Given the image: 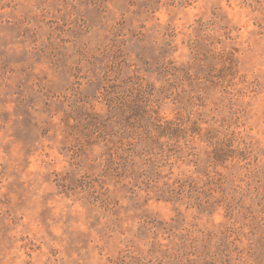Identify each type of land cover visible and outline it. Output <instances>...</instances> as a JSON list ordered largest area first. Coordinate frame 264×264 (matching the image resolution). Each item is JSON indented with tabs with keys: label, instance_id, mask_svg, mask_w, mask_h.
<instances>
[{
	"label": "rangeland",
	"instance_id": "374dc122",
	"mask_svg": "<svg viewBox=\"0 0 264 264\" xmlns=\"http://www.w3.org/2000/svg\"><path fill=\"white\" fill-rule=\"evenodd\" d=\"M0 264H264V0H0Z\"/></svg>",
	"mask_w": 264,
	"mask_h": 264
},
{
	"label": "trees",
	"instance_id": "16d2710c",
	"mask_svg": "<svg viewBox=\"0 0 264 264\" xmlns=\"http://www.w3.org/2000/svg\"><path fill=\"white\" fill-rule=\"evenodd\" d=\"M154 119H155V121H157L156 118H154ZM156 125H159V124H156Z\"/></svg>",
	"mask_w": 264,
	"mask_h": 264
}]
</instances>
